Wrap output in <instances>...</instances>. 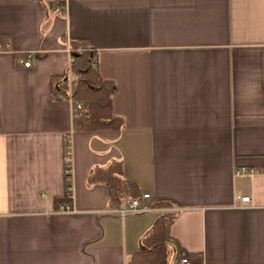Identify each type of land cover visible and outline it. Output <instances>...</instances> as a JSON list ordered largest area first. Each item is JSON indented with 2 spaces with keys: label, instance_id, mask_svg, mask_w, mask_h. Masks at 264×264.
I'll use <instances>...</instances> for the list:
<instances>
[{
  "label": "crops",
  "instance_id": "0c3cea01",
  "mask_svg": "<svg viewBox=\"0 0 264 264\" xmlns=\"http://www.w3.org/2000/svg\"><path fill=\"white\" fill-rule=\"evenodd\" d=\"M75 40L116 86L117 130H74L51 97ZM112 160L148 210L109 212L108 186L87 184ZM166 210L193 264H264V0H0V264H127Z\"/></svg>",
  "mask_w": 264,
  "mask_h": 264
},
{
  "label": "trees",
  "instance_id": "16d2710c",
  "mask_svg": "<svg viewBox=\"0 0 264 264\" xmlns=\"http://www.w3.org/2000/svg\"><path fill=\"white\" fill-rule=\"evenodd\" d=\"M50 2H56L60 7L64 6V0ZM70 50L72 62L68 72L51 78V97L54 100H70L74 130L119 129L123 125V120L114 115L111 108L116 86L114 82L100 77L95 49L85 40H75ZM70 74L76 78L69 80ZM86 181L88 185L108 186L111 206L119 204L124 198L141 196L137 183L122 176L120 160H112L105 166H94L89 171ZM70 200L71 197L64 192V196L56 204L57 206L60 203L69 204ZM158 205L171 207L168 202H158ZM174 217L173 211L162 212L141 237L139 249L131 255L127 264H171L176 253L180 251H175L170 244V227Z\"/></svg>",
  "mask_w": 264,
  "mask_h": 264
},
{
  "label": "built area",
  "instance_id": "2783aa9c",
  "mask_svg": "<svg viewBox=\"0 0 264 264\" xmlns=\"http://www.w3.org/2000/svg\"><path fill=\"white\" fill-rule=\"evenodd\" d=\"M25 67L30 65L29 60L23 62ZM76 78L75 75L70 74L69 80ZM69 100V99H68ZM70 101V100H69ZM72 146L70 139L64 137L63 142V182H64V192L71 196V188H72V171H73V155H72ZM236 175H244V176H253L258 173V171L254 168L247 167H239L236 168ZM149 198V194H142L140 197L135 198H124L119 204L112 205L109 208V212L125 214V213H136L143 212L148 210V206L144 204V200ZM237 200L239 203L236 205L237 207L243 208L249 205L250 198L247 195H239L237 196ZM71 206L68 204H61L58 207L59 211L69 212L71 210ZM171 264H193L190 256L183 252L179 251L176 253L174 258L171 261Z\"/></svg>",
  "mask_w": 264,
  "mask_h": 264
}]
</instances>
